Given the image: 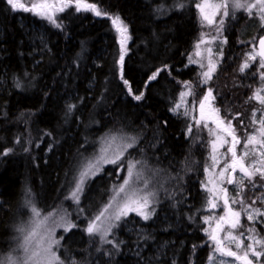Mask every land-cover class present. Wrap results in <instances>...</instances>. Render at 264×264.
Wrapping results in <instances>:
<instances>
[{
  "label": "trees",
  "instance_id": "trees-1",
  "mask_svg": "<svg viewBox=\"0 0 264 264\" xmlns=\"http://www.w3.org/2000/svg\"><path fill=\"white\" fill-rule=\"evenodd\" d=\"M20 1L27 7L32 2ZM83 2L107 15L77 11L73 3L56 11V27L0 0V261L35 209L63 216L67 230L58 232L56 248L62 264H147L155 257L158 264H207L213 250L206 237L211 135L172 113L185 87L192 86L197 100L203 95L201 74L191 61L204 31L196 7L201 0ZM109 16L127 26L131 41L125 52ZM34 28L41 29L44 49L32 43ZM221 30L226 47L211 88L245 141L254 130V94L264 91V69L257 55L244 72L240 68L264 27L258 15L239 14ZM112 135L133 146L96 176L85 177L78 200L73 198L86 163ZM139 163L161 171L152 219H169L171 226L151 219L136 237L122 220L106 238L90 235L89 224L111 203L127 166ZM254 181L255 188L246 184L250 196L263 184Z\"/></svg>",
  "mask_w": 264,
  "mask_h": 264
},
{
  "label": "rangeland",
  "instance_id": "rangeland-1",
  "mask_svg": "<svg viewBox=\"0 0 264 264\" xmlns=\"http://www.w3.org/2000/svg\"><path fill=\"white\" fill-rule=\"evenodd\" d=\"M59 0H49V3L56 4ZM21 1L18 0V3ZM42 0H32L30 5L28 7H31L32 4H38L41 3ZM210 2H218V0H210ZM249 3H255V0H248ZM204 3V0H201V4ZM20 9L18 8L17 11ZM55 11V9H53ZM199 17L201 26L203 28V32L201 35L200 40L196 43L193 53L191 55V61L193 64H195L198 67V70L201 74L200 81H199V91H202L203 95H201L198 100L194 96V91H192V86H187L183 89V92H188L189 95L184 96L181 98V94L179 97L178 103L175 105L174 108H176L177 105H180V107L174 112L172 111L174 116L179 117H185L188 118L195 127L200 126L195 123V121L200 120L201 125H204L206 122L208 124V129H211L212 134L211 135V141H210V159H211V166L210 170L207 173L206 177V184H207V191L210 194V201L216 205V207H212V204L209 203L208 209L211 213V216H208L206 219L207 229H206V237L207 240L212 245V252L210 254L209 261L207 264H219L221 260H224L225 262H231V264H243V261H237L233 257L228 256H221L218 251H216L217 247V241H220L222 243V246L225 250H232L236 252L238 255L243 256L244 251L247 245L253 244L252 239H248L247 237L253 236L254 233L250 231V229H255V235L256 239H262L264 240V223H258L257 221H264V215H257L256 219L253 221H249L248 217L244 212L242 211L241 203H240V196L236 195V192L239 191V188L237 184L235 183L236 178L240 177L242 173L239 171V167H237V171L235 173L231 172V169H228L223 176H221L220 172L221 169L224 168V165L226 162L230 163L232 160V152H229L228 149L232 147L233 141L232 136L227 135V133H223L219 128L215 127L213 125V121H208V119L202 120L201 118V109L199 106V101L203 99L205 95L208 94V91L211 90L212 96L214 99H211L210 101L206 102V106L204 109L205 116L206 113L210 114L212 113V117L215 119L219 117L223 120V124L221 126L223 128L227 127L228 121H231V127L235 130V135L240 139L241 143L237 144L235 147V151L237 156H242L244 149V143L246 140L242 141V135H240V132H238L235 128L234 122L226 117L224 114H222V108L219 106V100L216 96V91L211 88L212 84L211 82L215 79L217 75H219L218 68L219 64L223 58L225 47H226V40H224L222 37H220L222 30H221V24L220 20L223 18V21H225L227 18L233 17V15H229L227 17L222 16V12L220 14H217L213 18V22L211 24L208 23L207 20H205L201 14V11L198 9ZM205 13L208 15H211V10L206 8ZM231 13V10H230ZM56 14V13H55ZM239 14L242 15H248L247 11L241 9L236 10L235 15L237 16ZM253 15L256 14V9H253ZM40 19H44L41 16H37ZM124 24V23H123ZM32 43L35 45H39L44 49L45 42L43 35L41 33L40 28H34L32 30ZM131 41V37L129 34V31L127 29V32L125 34L118 33V42L121 46L122 51H126L127 44ZM199 45V47H197ZM254 53V51H247L245 53V62L248 64L251 63L253 60L249 59L248 54ZM255 55H257L255 50ZM215 65V71L212 72V78L207 81V83L204 82L203 73L209 71V68L211 65ZM1 83V82H0ZM260 96L264 97V91L260 93ZM259 109H255L252 112V126L254 127V130L249 135H255L256 141H254L253 144L249 145L247 151H249V155L244 158V164L250 165L253 163V161H258L261 159L259 153L264 151V148H261L259 143L257 141L264 139V137L260 136V129L261 124L259 121L261 119H264V104L258 101ZM173 108V109H174ZM219 109L218 113H215L213 110ZM185 111L188 112V115H185ZM255 113V115H254ZM253 121H256V123H253ZM192 125V126H193ZM191 126V127H192ZM193 126V127H194ZM194 129V128H193ZM192 131V130H191ZM210 133V132H209ZM219 137V139H217ZM223 141H226V143H222ZM213 142H215V151L213 149ZM131 143L129 140H126L122 137H116L115 135L108 136L104 141L102 142L99 152L97 155L93 156L89 162L86 163V169H88L89 164L94 165V167L89 171L88 175L86 177H93L96 176L101 172L103 167L113 164L115 161L123 158V155L126 153V151L130 148L128 147ZM253 149H256V151H253ZM215 155L216 161L212 159V157ZM114 162V163H115ZM130 165H135L131 177H129V167ZM259 166V165H258ZM98 169V171H97ZM84 170V171H85ZM250 171L252 169H249ZM83 171V172H84ZM93 173H95L93 175ZM161 171H158L156 169L148 168L146 165L139 163V164H129L127 166L126 174L124 177V180L122 181L119 188L114 191V196L111 201L102 211L103 215L99 214L100 217L99 220L95 219L92 223L96 225L97 231L95 232L102 238H106L112 234L114 229L122 220L126 221V232L130 233L132 235H135L136 237L140 236L141 234L145 233L146 228L142 225L147 223L152 219L153 216H155V208L152 206V194L155 191V187L159 184V182L162 180ZM85 178V177H84ZM254 178H257L259 180L260 176L257 174L254 176ZM253 178V179H254ZM79 181L78 183L80 182ZM125 179L129 180V183L127 185L124 184ZM229 179H233L234 183L229 184L227 181ZM84 180V179H83ZM247 177L244 178V207L251 206L249 210L259 208L262 211H264V202H261L262 199H264V194L261 197H258L256 200V203L253 204L252 201L255 200V197L260 192L264 193V180L262 187L258 190H255L252 192L251 196L250 194H247V186L248 183ZM124 187V191L121 192V187ZM223 189H227L228 193V199L230 203V207L233 211L241 212L240 217L238 218L239 224L236 228L231 227V223L234 219H237L233 217L232 220L229 219V213L225 210V193ZM133 193H135V196H133ZM147 196L148 198V206L146 208L141 209V211L146 212L149 214L148 219H144L142 215L137 214V211L135 210H125V214L121 216L119 220L115 218L116 213L118 209H120L125 202H128L130 205V209H137L139 207L138 204H132L131 199H139V197ZM253 197V199H252ZM235 199L237 202L235 204H231V200ZM250 201L253 205L250 204ZM142 203V201H140ZM260 204V205H259ZM97 216V217H98ZM224 216L225 220L221 221L220 217ZM63 219V216L61 215H55V214H48V215H42L39 213V215H35L34 212L30 215L26 226H23L19 228V237L18 241H16V244L13 247L12 252L4 258L3 262L4 264H8V258L12 257L14 261H16V264H21V262L31 253L35 251L41 252V257L44 255L42 249L47 247L49 243L52 241L58 240L57 234L60 230L65 229V225L61 222ZM138 219V222L136 221ZM153 225H165L166 227L171 226V222L169 219L163 218L159 219L158 221L155 219H152ZM220 225L221 227L218 229L217 225ZM251 225V226H250ZM35 233L32 235V233ZM229 233L231 235H229ZM216 236V241L211 239V236ZM28 237V239H26ZM235 237V239H233ZM242 242V246L240 248H237V244ZM40 245L38 248L37 245ZM58 244H53V250L56 252ZM257 251L264 252V246L262 245H255L254 246ZM25 248L28 249L27 252H25ZM141 253H139L140 255ZM57 255V252H56ZM157 256L160 255V253L156 254ZM58 256V255H57ZM37 260L40 259V257L36 258ZM158 258H152L151 260L148 259L145 261L147 264H158ZM248 259L253 261V264H264V256H261L259 260L256 256L252 255V250L248 249ZM32 264H35V260L32 262Z\"/></svg>",
  "mask_w": 264,
  "mask_h": 264
},
{
  "label": "snow or ice",
  "instance_id": "snow-or-ice-1",
  "mask_svg": "<svg viewBox=\"0 0 264 264\" xmlns=\"http://www.w3.org/2000/svg\"><path fill=\"white\" fill-rule=\"evenodd\" d=\"M7 3L10 5V7L15 11L18 8L22 9L23 11H32L35 15L41 16L44 19H47L50 23H52L54 26L56 27H60L61 25L57 23V19L55 18V13L56 11L58 12H63L65 10V8L69 7V6H74L76 7L77 11H81V10H85V11H92L95 15L100 16V15H107L106 13H102L94 4H89V3H85L83 2V0H59V3H49V0H42L41 3L38 4H32L31 8L25 6L23 3H18V0H7ZM196 7L201 11V14L203 16V18L205 20L208 21L209 24H211L213 22V18L217 15L220 14L222 12V16L223 17H227L230 14L231 15H235V11L236 10H245L247 11V13L249 14V16L253 15V9H256V14L259 16V19L261 20V26L264 27V0H255V3H249L248 0H218V2H210V0H204L203 4H197ZM208 8L211 10V15H208L205 13V9ZM53 9H55V11H53ZM231 10V13H230ZM109 19L112 20L113 25L117 28V31L120 32L122 35L125 34L127 32V26L123 24V22L121 21L119 16H109ZM223 18H221L220 20V24H223ZM197 47H199V45H197ZM249 59L251 60H255L256 59V55H255V49H254V53H250L248 54ZM259 56L261 57V62L259 64V68L260 69H264V36H261L259 38ZM121 61H123V55L121 56ZM250 65L245 62L241 68L240 71L244 72L245 69L249 68ZM215 71V65H211L209 68V71L204 72L203 73V77L204 82L207 83L208 80H210L212 78V72ZM260 78L262 81H264V72H261L260 74ZM125 83H127V81H125ZM189 95L188 92H183L181 93V98H183L184 96ZM141 97L140 96H136L135 99L139 100ZM254 98H257L260 100V102L262 104H264V97L260 96V91H258L257 93L254 94ZM211 99H214V97L212 96V92L211 90L208 91V94L205 95L203 97V99H201L199 101V106L201 109V118L202 120H207V119H212V113H210L208 116H205V106H206V102L210 101ZM180 107V105H177L176 108L172 109V111H176L178 108ZM215 113L219 112V109H214L213 110ZM185 115H188V112L185 111L184 113ZM255 115V113H254ZM213 122H215L217 124L218 127H220L221 124H223V120L220 119L219 117H217ZM195 123L197 125L201 124L200 120L195 121ZM253 123H256V121H253ZM259 123L261 124V129H260V136L264 137V119H261L259 121ZM204 127H208V124L205 122ZM192 127L189 126V132H191ZM223 131L227 132L229 135L232 136V147L228 149L229 152H232V160L230 163L226 162L224 165V168L221 169V176H223L225 174V172L228 169H231L232 173H235L237 171V167H239V171L242 173V175L238 178H236L235 183L237 184L239 191L236 192L237 196H240V203H241V207H242V211L244 212V214L247 215L249 221H253L256 219L257 215H264V211H262L259 208L256 209H251V211L249 210V208H251V206L248 207H244V197H243V192H244V178L247 177V179L249 180L251 186L253 188L256 187V183L254 181V176H256L257 174H259L260 179L264 180V151L260 152L259 155L261 157L260 160L258 161H253L252 164L250 165H245L244 164V158L247 157L249 155V151H247L249 145L253 144L254 141H256V136L255 135H248V138L246 140V142L244 143V149L245 151L243 152L242 156H237L236 151H235V147L237 144L241 143L240 139L235 135V130L231 127V121H228V125L227 127L222 129ZM210 134H212L211 129L209 130ZM217 139H219V137H217ZM260 145L261 148H264V139H261L259 141H257ZM222 143H226V141H223ZM132 144H129L128 147H132ZM215 142H213V149L215 151ZM253 151H256V149H253ZM212 159L214 161H216V157L215 155L212 157ZM110 162H115V161H110ZM259 165V166H258ZM94 167V165L89 164L88 169H86L84 172L81 173V179L80 182L77 184V188H76V192L72 193L73 198H76L78 200L77 197V192H79L81 190V185L83 184V179L84 177H86L89 173V171ZM135 165H130L129 167V177H131L132 175V171L134 169ZM249 169H252L251 171ZM98 171V169H97ZM207 171V169H206ZM95 173H93L94 175ZM129 183L128 179H125L124 184L127 185ZM227 183L232 184L234 183L233 179H229L227 181ZM121 192L124 191V187L122 186L120 189ZM224 193H225V210L228 213H231V215L237 219H234L231 223V227L232 228H236L239 224V220L238 218L241 215V212H237V211H233L232 208L230 207V203H229V199L227 196L228 190L227 189H223ZM133 196H135V193H133ZM131 203L132 204H138L139 207L137 209H130V205L128 202H125V204L118 209L115 218L117 220H119L121 218L122 215L125 214V210H135L137 211V214L142 215V217L144 219H148L149 218V214L146 212L141 211V209L146 208L148 206V198L147 196H142L139 197V199H131ZM140 201H142V203H140ZM237 201L235 199L231 200V204H235ZM261 202H264V199L261 200ZM210 204H212V207H216V205L214 203H212V201H209ZM253 204L256 203V200L252 201ZM33 212L35 215H39V213L33 209ZM101 215H103V213H101ZM97 220L100 219V217H96ZM220 220L223 221L225 220L224 216L220 217ZM258 223H264V221H257ZM68 227H71V225H68ZM218 229L221 227L219 224L217 225ZM67 230V228L65 229ZM97 231L96 225L94 223H90L88 228H87V232L91 235L94 234ZM251 232L254 233L253 236L247 237L248 239H252L253 240V244L247 245L244 251V255L240 256L238 255L236 252L232 251V250H225L224 247L222 246V243L220 241H217V247H216V251H218L220 253L221 256H228V257H233L235 260L237 261H243V264H253V261H251L250 259H248V249L252 250V255L256 256L257 259L259 260V258L261 256H264V252L261 251H257L255 249V245L259 244L264 246V240L262 239H256V235H255V229L252 228L250 229ZM35 233L33 232L32 235H34ZM229 235H231L229 233ZM26 239H28V237H26ZM211 239L216 241V236L213 235L211 236ZM233 239H235V237H233ZM59 241H52L51 243L48 244L47 247L43 248L42 251L44 253V255L41 257V252L40 251H33L31 253V255L27 256L22 262L21 264H32V262L35 260V264H62V262L60 261V258L56 255V252L53 250L52 245L53 244H58ZM242 246V242L237 244V248H240ZM37 247L39 248L40 245L38 244ZM25 252L28 251L27 248L24 249ZM37 257H40V259H36ZM210 259H212V257H210ZM0 264H4L3 261H0ZM8 264H16V261L13 260L12 257L8 258ZM219 264H231V262H225L224 260H221L219 262Z\"/></svg>",
  "mask_w": 264,
  "mask_h": 264
},
{
  "label": "flooded vegetation",
  "instance_id": "flooded-vegetation-1",
  "mask_svg": "<svg viewBox=\"0 0 264 264\" xmlns=\"http://www.w3.org/2000/svg\"><path fill=\"white\" fill-rule=\"evenodd\" d=\"M208 115H209V114L206 113V116H208ZM211 120L213 121V120H215V118L212 117V119H208L209 122H211ZM212 123H213V125H214L215 127L219 128L221 131H223V130H222L223 127H222L221 125H220V127H218L217 124H216L215 122H212ZM223 133H227V132L223 131ZM227 135H229V134L227 133ZM229 219H230V220L233 219V216L231 215V213H229Z\"/></svg>",
  "mask_w": 264,
  "mask_h": 264
},
{
  "label": "water",
  "instance_id": "water-1",
  "mask_svg": "<svg viewBox=\"0 0 264 264\" xmlns=\"http://www.w3.org/2000/svg\"><path fill=\"white\" fill-rule=\"evenodd\" d=\"M255 48H256V51H257V56L261 60V57L259 56V39H257V41H256Z\"/></svg>",
  "mask_w": 264,
  "mask_h": 264
}]
</instances>
